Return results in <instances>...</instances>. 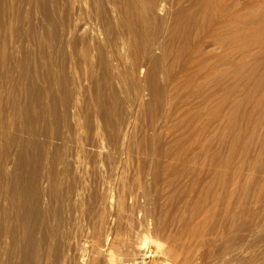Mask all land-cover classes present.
<instances>
[{
    "label": "rangeland",
    "instance_id": "1",
    "mask_svg": "<svg viewBox=\"0 0 264 264\" xmlns=\"http://www.w3.org/2000/svg\"><path fill=\"white\" fill-rule=\"evenodd\" d=\"M8 1L11 25L5 36L20 48L5 91L10 89L6 91L9 96L24 102L23 86L36 74L44 88V104L50 107L49 85L43 75L48 67H42L38 58L25 61L32 44L29 29L46 21L45 1ZM215 1L168 0V15L161 14L168 16V22L147 26L149 37L161 35L166 61L157 68H145L142 76L138 73L141 38L129 46L131 51L118 68L112 46H106L104 58L97 51L87 53L81 43L69 46L65 73L79 106L80 122L70 120L74 126L71 151L77 152L78 163H53L47 153L41 154L36 165L29 154L31 170L58 179V186L51 190L39 178L38 201L44 215L39 218L38 246L29 264H105L102 253L91 248L104 239L107 229H114L126 242L111 249L116 258L141 261L143 256L134 247L146 240L148 245L154 242L161 250L171 251L170 256L150 252L146 264H264V0ZM70 5L59 13L74 15L76 9ZM202 8L203 13L196 15ZM215 15L224 22L217 43L195 52L204 32L195 27L198 16L206 27ZM177 16L184 21L175 26ZM61 60L60 56L55 59L56 72ZM0 63L2 72L5 68ZM55 78L54 87L63 98L60 76ZM141 85L144 94L139 92ZM64 108L60 103L63 113ZM66 122L63 128L68 132ZM16 148L8 156L11 166L0 175V207L6 211L12 209L9 191ZM35 200L31 196L27 208L34 207ZM46 230L49 237L44 239ZM1 239L5 243L0 248V264H8L10 239ZM128 247L129 257L120 256ZM25 253H17L15 264L23 262Z\"/></svg>",
    "mask_w": 264,
    "mask_h": 264
},
{
    "label": "bare ground",
    "instance_id": "2",
    "mask_svg": "<svg viewBox=\"0 0 264 264\" xmlns=\"http://www.w3.org/2000/svg\"><path fill=\"white\" fill-rule=\"evenodd\" d=\"M44 1H45L44 13H45V18H46L45 19L46 23L43 22L39 25H33L29 29L28 34H29L30 42L32 44H31V49H28L25 52V61H28V63H29L32 59L38 58V60L42 64V67H44V66L48 67V72L44 73L43 75H45V79L49 85L47 93H49V95L51 97L50 107L49 106L47 107L44 104V91H43L44 88H42L38 84V78L39 77L36 74H31V77L29 78L26 86L25 87L23 86V89L25 91V95L23 98L24 102H22L21 99L18 100V98L14 97L12 95L9 96L6 93V91H8V90L10 91V89L5 91V84L8 83V81L11 79L12 71L14 69L12 62L14 61V59L17 55L16 51H19L18 49L20 47L18 49H16L15 48L16 44H13V43L11 44V42H8L7 37L5 36L6 35L5 32L8 28L9 22H10V16H9L10 3L8 0H0V60L3 61V66L5 68V70L2 72L0 70V146L2 147L0 150V175L5 172L6 166H11V165H9L8 156L18 146L16 148L17 158H16V161L14 164V170L12 171L11 176H10V179L12 181V185H11V190L9 191V195H10L9 199H10L11 204H12V209L10 211H6V210L1 209V207H0V248L5 243V241L3 242V239H1V237L6 236L7 238H9L10 239V241H9L10 242L9 243V255H10V257L8 260V264H15L14 257L17 255V253L20 250H22L24 253L26 252L24 254L25 256L23 258V262L20 264H29L33 258L32 250L36 249L38 246V240L35 236V232H36V229L38 227L40 228L39 218H40L41 214L44 215V210L41 209V206L39 205V201H38L40 199V195H41L39 178H40V182L43 183V185L47 184V186L51 187V190L53 187L58 186L57 185L58 179L56 176H54V177H51V176L49 177V175L40 176L37 169L31 170V167H30L31 164L29 161V154L33 155L36 165L41 158V154L46 155L47 153L51 154L53 163H57V162L59 163L60 160L61 161L65 160L68 163V165H75L78 163V160H77L78 156L76 155L77 152H75V154H74L73 151H71V143L73 141V136H71V134H72V129H73L72 127H74V126H72L70 120L75 121L76 123L78 122V120H79V106H78L77 100H73V98L71 96L73 90H71L70 83H69V81L66 77V73H65L66 72L65 59L67 56V50H69L68 49L69 46L77 47L79 45V43H81L83 46V49L87 50V53L90 52V54H91V52L97 51L98 55H100L101 58H104L106 46H112L114 48L113 54L115 55V60L117 63L115 67L118 68L119 65H123V59L125 57L124 55L129 50V46L131 47L137 38H141L142 42H143L142 43L143 46H142V51L139 54L141 56V63L139 64V67H138V73L140 74L139 76H142L145 73V68H147V69L157 68L159 65H161L164 58H165L164 55L166 54V46H165V44H162L161 35H159V34L156 35L155 39L151 38L152 36L149 37L147 35L148 34L147 33V30H148L147 26L149 23H152V22L157 23L159 25H164L166 21L168 22L169 18H168V20L166 19L168 16L167 17L161 16V14H165L166 12L169 11L168 0H44ZM69 3L71 4L70 6H72V8L76 9V12H74V15H69V13L67 15L60 14L59 11H62L64 9V6L69 5ZM51 5L55 6V9L51 8L50 7ZM199 5L201 6V3L198 4V6H197L198 9L200 8ZM211 6H213V5H211ZM210 9H213V8H210ZM202 10H203V8L201 9V11L198 10L199 14H196V15H201L204 11V10L203 11ZM198 11H196V12H198ZM205 11H207V9ZM213 13H214V11H213ZM166 15H168V14L166 13ZM169 17H171V14ZM202 17H204V15H202ZM182 18H184V17H178L177 16V18H175V26L179 25L180 23H182V21H184ZM198 18L199 19L196 21V24H195V21L193 20L195 27H197V29H199V30L201 29L202 32L204 30V32L201 33L202 36L199 39H197L195 52H199V51L204 52L205 50H207L206 48L211 47L217 43L216 40H218V38H219V31L221 30V27H222L224 22L222 23L219 16L215 15V19L213 20V22L210 23L209 25L207 24L208 26L204 27V25H203L204 22H203V20H201L202 18L200 19V16H198ZM205 18H204V20H205ZM210 18H212V17H210ZM230 23H231V21H230ZM167 24L168 23H166V25ZM184 24H183V26H184ZM231 25H232V23H231ZM151 26H152V24H151ZM227 27H229V26H227ZM124 30L127 31L126 32L127 34L123 33ZM191 30H192V27H191ZM152 31H153V28H152ZM11 32L13 33V31H11ZM222 34L220 36H222ZM157 36H160V37H157ZM162 37H163V35H162ZM11 39H12V37H11ZM11 39H10V41H11ZM136 43H137V41H136ZM23 48H24V46H23ZM217 48H218V46H217ZM132 50H133V48H132ZM130 51L131 50H129V52ZM83 54H81V55H83ZM69 55H71V54H69ZM74 55H76V54H74ZM127 55H128V53H127ZM59 56L62 57V60H61L62 63L57 65L58 71L56 72L55 68H54V67H56L54 62H55L56 57H59ZM211 56H212V53H211ZM88 58H89V56H88ZM126 58H128V57H126ZM128 59H130V58H128ZM165 61H166V58H165ZM192 61L194 62L195 60L192 59ZM89 63H90V61H89ZM186 64H188V63H186ZM90 67H91V65H90ZM107 67H109V66H107ZM198 67H200V66H198ZM184 68L186 69V67H184ZM92 69H94V68H92ZM201 69H203V67ZM162 70H164V69H162ZM198 70H200V69H198ZM113 71H111V72H113ZM117 71H120V70H117ZM165 71H166V69H165ZM200 72H201V70H200ZM92 73H93V71H92ZM18 75H20V74H18ZM58 75L60 76V80H61L63 98L62 97L60 98V96L58 95V93L54 87L55 80L57 81L55 76L58 77ZM110 76H112V75H110ZM113 77L114 76H112L111 78H113ZM139 81H140V79H139ZM185 82H186V80H185ZM194 82H195V80H194ZM199 86H200V84H199ZM143 91H144V87L141 85V90H139V92H141L140 94H142ZM75 94H77L76 91H75ZM77 98H79V97L77 96ZM136 99H137V97H136ZM98 101H100V100H98ZM138 102H139V100H138ZM138 102H137V104H138ZM60 103H62L65 106L64 113L60 110ZM133 106H134V104H133ZM80 107H81V105H80ZM103 114H105L104 111H103ZM132 119H133V117H132ZM65 121H67L66 126L68 128V132H65V130L63 128L65 126ZM128 121H130V120H128ZM79 122H80V120H79ZM76 128H78V127H76ZM102 128H105V127L102 126ZM119 128H120V125H119ZM120 130H121V128H120ZM131 130H133V128ZM124 131H125V129H124ZM124 131H123V133H124ZM127 131H128V129H127ZM127 131H126V133H127ZM68 133H70V134H68ZM130 133H128V134H130ZM74 134L75 133L73 132V135ZM122 138L125 139L126 137L125 138L122 137ZM122 138H121V140H122ZM104 139L105 138L102 137V140H104ZM127 139H129V138H127ZM125 142H127V141L125 140ZM128 142H129V140H128ZM99 143H101V142H99ZM100 145H102V144H100ZM114 146H116V145H114ZM104 147L106 148L107 146H103V148ZM68 150H69V153H65ZM78 150L79 149H77V151ZM123 150H128V149H123ZM124 158H125V156H124ZM116 160L114 158V161H116ZM118 164H119V162H118ZM44 165H42V166L44 167ZM58 166H59V164L57 165V167ZM74 171H76V170H74ZM120 171H121V169H120ZM120 171H119V173H120ZM114 173H115V171H114ZM219 174H220V172H219ZM110 177H112V175ZM0 181H1V176H0ZM193 182H194V179H193ZM7 185H8V182H7ZM121 190H123V189H121ZM205 190H206V188H205ZM56 191H58V190H56ZM132 195H134V194L132 193ZM31 196L35 197V199H36L35 204H34V207L30 206L31 208H29V207L27 208V204H28V202H30ZM110 196H112V195H110ZM73 200H72V202H73ZM4 201L5 200L3 198V202ZM186 201H187V199H186ZM73 203H75V202H73ZM61 204H62V202H61ZM104 206H105V204H104ZM105 208H106V206H105ZM101 210H102V207H101ZM106 211L104 209V212H106ZM121 214H123V213H121ZM100 215H102V214H100ZM107 215H108V213H107ZM145 215H147V213ZM104 217H106V216H104ZM108 217H109V215H108ZM97 220H99V219H97ZM104 221L107 222V220H104ZM44 227L46 229L47 225H44ZM105 228H106V225H105ZM105 228H103V229H105ZM93 229H94V227H93ZM94 230H96V229H94ZM23 231H24V235L22 233ZM102 231L103 230H101V232ZM104 232H105V230H104ZM124 233H125V231H124ZM127 235H128V232H127ZM48 237H49V232H48V230H46V232L44 234V239H47ZM123 238L121 236H119L118 233H116V231H114V229H109V230L107 229L104 239L102 241H100L98 239L100 242L96 243V244L93 243L92 244L93 248H91V249H95V251L96 252L98 251L99 254L102 253L100 255H103L104 259L106 260L105 264H146L147 261H145V260L148 256V254H152L150 252H154L155 254L159 253L160 255L166 254V256L171 255V251L161 250L160 248L157 247V244L154 242H151L148 245L147 241L145 240L141 243L140 246L134 247L136 249V251L139 252L138 254H140V253L142 254L143 257H142L141 261L130 260V259H125V258H116L115 255L111 254V249L112 248L114 249V247L125 246L126 242ZM39 241L41 242V240H39ZM83 247L85 249V245ZM118 252H120V251L118 250ZM130 253H131V250L128 247L127 249L123 250L119 255L122 257L123 256L129 257ZM90 254H91V252H90ZM35 255H36V253H35ZM85 255H86V253L82 249L81 258L82 259H85L84 257L87 258V256H85ZM150 256H152V255H150ZM38 260H40V259H38ZM35 261H36V259H35ZM91 261L92 260L90 259V262ZM151 261H153V260L151 259ZM37 263H38V261H37ZM152 264H154V263L152 262Z\"/></svg>",
    "mask_w": 264,
    "mask_h": 264
}]
</instances>
